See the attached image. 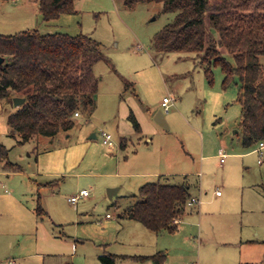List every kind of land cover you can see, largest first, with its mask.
<instances>
[{
  "label": "rangeland",
  "instance_id": "1",
  "mask_svg": "<svg viewBox=\"0 0 264 264\" xmlns=\"http://www.w3.org/2000/svg\"><path fill=\"white\" fill-rule=\"evenodd\" d=\"M22 2L0 0V34L33 29L42 34H86L101 43L102 54L91 66L98 81L96 105L73 111L69 131L21 144L8 125L14 102L0 99V147L7 150L6 157L0 155V264H101L99 255L106 251L102 244L109 243L108 250L117 248V237L130 230L129 221L119 226L117 220L131 204V194L138 192L137 183L156 181L188 182L195 195L202 185L199 199L201 204L206 201L203 209L184 218L185 232L155 239L168 253L164 264H244L245 257L261 264L258 254L245 252L251 247L241 245L246 239H264V150L243 146L239 87L234 83L223 88L220 67L213 68L210 82L196 52L154 46L155 35L178 12H165L156 2L128 7L124 0H77L78 13L48 23L37 5L32 4L36 12L23 10ZM222 54L234 63L232 54L224 49ZM260 62L264 65V55ZM88 74L82 67L80 77L86 83ZM164 97L173 98L169 110L162 106ZM160 111L168 129L155 121ZM102 131L112 135L113 146L104 143ZM121 138L128 139L125 149ZM221 147L230 153L225 167L214 156ZM161 160L165 171L185 174H129L147 171ZM8 161L22 171L6 166ZM36 179L58 180V186L41 187ZM83 189L89 191L88 198L76 205L69 202ZM109 189H118L113 198ZM33 190H40L47 214L36 213ZM216 191L223 194L220 200Z\"/></svg>",
  "mask_w": 264,
  "mask_h": 264
},
{
  "label": "trees",
  "instance_id": "2",
  "mask_svg": "<svg viewBox=\"0 0 264 264\" xmlns=\"http://www.w3.org/2000/svg\"><path fill=\"white\" fill-rule=\"evenodd\" d=\"M37 3L44 22H52L65 14H75V0H29ZM141 2L163 4V11L178 12L175 20L154 37L160 51H191L200 55L205 74L214 80L213 68L223 73L222 86L239 87L237 102L241 106L239 133L246 148L264 141V0H124L128 7ZM232 54L234 63L222 54ZM102 45L86 34H42L36 29L0 34V99L25 102L8 117L11 136L26 143L38 136L55 137L60 131L74 127L72 112L78 108L92 110L98 81L91 66L101 57ZM89 70L88 80L80 70ZM135 121V120H134ZM136 122V121H135ZM136 130L141 131L136 122ZM125 141V140H124ZM123 141V143H124ZM0 155L7 156L1 146ZM14 171L21 167L7 162ZM122 217L142 223L155 232H174L175 217H183L191 198L187 183L147 182ZM38 215L46 214L40 203ZM122 258L110 253L99 256L102 264H115ZM138 261L153 260L162 264L165 254L133 256Z\"/></svg>",
  "mask_w": 264,
  "mask_h": 264
},
{
  "label": "crops",
  "instance_id": "3",
  "mask_svg": "<svg viewBox=\"0 0 264 264\" xmlns=\"http://www.w3.org/2000/svg\"><path fill=\"white\" fill-rule=\"evenodd\" d=\"M17 1H23L22 4H21V6H19V8H21L23 10L30 8L31 10H33L34 12H36L35 11V8H33L32 4L37 5V3L31 2L29 0H17ZM34 7H37L38 8V5L37 6H34ZM76 7H77V0H75V8ZM76 11H77L76 13H78V10L77 9H76ZM112 140H113V138H112ZM123 141H124V143H123ZM258 144H256V145H258ZM113 145H114V141H113ZM113 145H111V146H113ZM127 145H128V139L127 138H121V141H120V147H121V149H125ZM223 148L224 147H221L220 150L218 151L219 153H215L214 154V156L220 158V164H221V166H224V164L226 163V158L229 157V154H230V153H227L225 151V149H223ZM224 154H225V156L223 157ZM231 154H233L231 157H234V158H236L237 157L236 155H238L237 153H231ZM234 154H236V155H234ZM246 154L247 153H243V155H246ZM259 161H260V159H259ZM146 163H149V162H146ZM161 163H163L162 160L161 161H158L156 164L154 163V165L151 166V169H148L147 171L144 170V171H141V172L129 173V174H136L137 177H145V178L160 177V176H166L167 177V176H172V175H176V174L177 175H184L185 174V173H180L179 171H169V170H166L165 171L164 169H162L163 164H161ZM21 171H15V172H21ZM0 172L2 173V171H0ZM5 172H9V171H5ZM197 172H198L197 173V176L202 175L201 172H199V171H197ZM57 174H59V173H57ZM39 175L43 177V174H40L39 173L38 174V177H39ZM44 175H48V174L44 173ZM34 182L37 183V185L38 186H41V187H44V186H46V187H49V186H51V187L52 186H58V180H56V181L55 180H48V181H45L43 183H38V180L36 179V180H34ZM53 182H55V183L53 184ZM185 183H187V185L189 186V191H190V185L188 184V182H185ZM142 185L143 184L141 182L140 183L139 182L137 183V186L139 187V189H140V187ZM41 187H39V188H41ZM119 189H120V187H119ZM139 189H138V191H139ZM117 191H118V189H117ZM198 191H199V195L191 194V192H190L191 197H195L197 199H199V197L201 198V196H202V185L199 187V190ZM137 193H133L131 195H134V194H137ZM33 195H34L33 196V200L35 201V204H36L35 205L36 206L35 207L36 210H37V207H38V204L39 203H40V205L43 208V205H42V196H41L42 194H41L40 190L34 191ZM216 197H217L216 198L217 200L218 199L220 200V198L223 197V194H220V195H217L216 194ZM81 199H85V198H81ZM205 202L206 201L204 200V202H202V204H201V201H200L199 204H197L196 206H191V207L187 205L186 206V212L183 215V217H175L174 218V219L180 218L181 221L179 223H174L173 222L174 219L172 221V223L176 225V229H175L174 232L163 231L161 233H155V232L149 230L148 228H146L140 222L133 221V220H129L127 218L122 217V211H123L122 210L120 212V214L118 215V218L120 220H117V223L119 224V226H120V224H122V226H123V223H121V221H123V220L129 221L127 223H131V224H129L130 226H128L130 228V230L127 232V234L119 235L117 237V241L116 242H118V244H119V246L117 248H114V249L111 248L110 250H108L106 248V246L107 247L110 246L109 243H105V244L103 243L102 246H104V248L106 250L104 253H110L112 255H116V256L122 257V258L117 259V261L115 262V264H157L153 260L138 261L136 259H133L132 257L133 256H152V255H156L158 253H162V254H165V260L162 263V264H164L167 261L168 253L165 252V250L160 249L161 248L160 247V244L157 243V242L155 243V239H157V237H159L163 233H169L170 235H172V234H178V233L185 232L186 229H187L186 226H188V225L187 224L186 225H183L182 221L184 220L185 217L193 214V211H195V210H199L200 211L201 209H203V206L205 205ZM74 205H76V204H74ZM45 212H47V211H45ZM108 215L109 214H107V218L109 220H112L113 215L112 216L111 215L108 216ZM203 217H204V214H203V216L201 215V218H203ZM132 222L133 223H137V224H133L132 225ZM200 235L202 237V233ZM121 237H124V238H121ZM261 243L264 244V239L250 238V239L243 240V243H242L241 247H247V248L251 247L252 250L251 249H246L245 252H250L249 255H252V254L257 255L258 254V257L257 258H260L258 262L261 261L263 263L264 262V251L262 250V247H261L262 244ZM262 255H263V257H262ZM252 260H253V258L251 259V257H245L244 264H253V261ZM99 261H100V259H99ZM8 262H6V264ZM13 262H14V264H17L16 261L13 260ZM195 262L196 261H194L192 263H195ZM100 263H101V261H100ZM196 263H198V262H196Z\"/></svg>",
  "mask_w": 264,
  "mask_h": 264
},
{
  "label": "built area",
  "instance_id": "4",
  "mask_svg": "<svg viewBox=\"0 0 264 264\" xmlns=\"http://www.w3.org/2000/svg\"><path fill=\"white\" fill-rule=\"evenodd\" d=\"M172 104H173V98L172 97H164L163 98L162 106L165 108V110H169V108L171 107ZM102 136H103V140H104L105 144H107L109 146L113 145L112 136L109 133H106L105 131H102ZM263 149H264V141H261V142H259L258 147L255 149V151L261 153ZM224 156H225V154L223 155V157ZM262 162H264V160ZM216 194L220 195L221 192L217 191ZM89 195H90L89 191L83 189L78 194L71 196L69 198V202H71L72 204H77L78 201L81 198H86ZM199 203H200L199 199H197L195 197H191L188 200L187 205L191 207V206H196ZM108 216H110V215H108ZM180 221H181L180 218H176V219H174L173 222L174 223H179ZM7 264H14V262H13V260H11ZM192 264H198V263L195 262V263H192Z\"/></svg>",
  "mask_w": 264,
  "mask_h": 264
},
{
  "label": "water",
  "instance_id": "5",
  "mask_svg": "<svg viewBox=\"0 0 264 264\" xmlns=\"http://www.w3.org/2000/svg\"><path fill=\"white\" fill-rule=\"evenodd\" d=\"M3 62H4V58L0 56V66L3 64ZM13 102H14L15 107H19L25 102V98L16 96L13 98ZM155 121L161 126L168 129V124L161 111L158 112V114L155 116ZM93 137H95V135H93ZM116 192H117V189H109L110 198H113Z\"/></svg>",
  "mask_w": 264,
  "mask_h": 264
}]
</instances>
